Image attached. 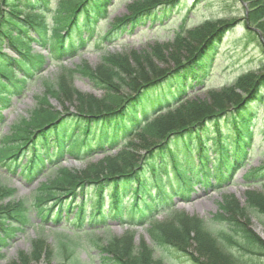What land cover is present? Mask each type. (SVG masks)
<instances>
[{
	"label": "trees",
	"instance_id": "1",
	"mask_svg": "<svg viewBox=\"0 0 264 264\" xmlns=\"http://www.w3.org/2000/svg\"><path fill=\"white\" fill-rule=\"evenodd\" d=\"M240 1L248 5L245 28L248 30L254 27L260 32V43L253 37L264 55V24L259 23L264 17V0ZM179 2H134L127 7L126 16L105 23L106 30L99 41L110 43L146 22L166 20ZM109 3L110 0H56L55 8L49 9V0H0V47L5 46L20 55L18 60L6 59L5 66L0 64V92L7 88V84L9 90L12 85L22 88L44 65V58L40 54L29 52L28 32L34 33L33 43L47 50L50 56L74 55L86 44L82 35L91 37L96 22L104 18ZM235 22L207 21L176 33L170 42L147 44L126 55L103 56L94 69L84 64L75 73L88 79L102 95L97 98L90 94H80L70 86L66 78L60 79L58 89L62 96L59 99L66 102L71 100L76 108L75 113H69L65 106L62 112H54L46 99H43L45 102L32 112L28 121L14 126L12 134L6 137L8 140L0 152V162L14 161L29 148L34 152V141L52 133L58 134L60 138H69L78 132L84 141L96 139L99 147L121 133L124 147L119 153L105 157L80 173H60L41 189L39 198L46 196L43 200L51 199L55 201L54 204L63 206L69 202L66 205L69 214H75V220L81 219L80 216H89L91 225L104 223L100 219L105 217L119 219L122 215L129 216L130 222L145 221L151 214L149 203L136 204L126 211L119 206L120 194L130 192L131 186L132 191L139 194L148 184L162 182L163 167L170 158L172 170L178 169L181 163L195 160L196 166L186 168L196 173L204 166L206 153L211 150L220 160L219 163L223 164L227 154L223 152L221 143L229 141L230 137L242 139L244 135L250 134L248 123L254 118L251 109L259 101L258 90L264 81V71L259 76L251 72L235 76L231 86L208 92V103L184 99L187 81L193 74L213 66L221 37ZM216 23L219 24L217 28L214 27ZM167 60L171 62L166 63ZM142 61L144 67H140ZM17 72L23 74L20 80L16 79ZM228 123L227 133L222 135L221 128ZM214 133L218 134L220 141L208 147L206 140L212 138ZM11 142H20V146L11 147ZM243 152L240 150L234 153L241 155ZM254 171L251 170L249 175ZM88 185H96L93 193L85 191V188H92ZM5 193L6 190L3 196ZM83 194L84 203L81 205L82 201L76 200ZM105 194L109 207L104 205ZM77 204L78 207L74 208ZM237 207L234 200L225 201L222 207L225 228L217 234L207 230L202 223H197L191 233V222L198 220L188 219L184 215L179 216L175 223L154 225L150 234L158 245L171 247L177 253V258L185 256L192 264H224V260L228 264H244L225 249L218 236L224 241L229 240L227 243L233 246L237 244L233 236H238L246 246L243 251L264 258V241L256 235L251 237L244 222H240L247 215L242 216ZM246 208V212L260 214L264 227V192H249ZM5 211L9 215L11 210L7 208ZM15 211L19 225L26 226L28 219L23 207ZM50 213V209L45 214L40 211L39 216L43 221L48 220ZM176 224L179 225L176 227ZM196 233L201 235L195 238ZM213 242L217 246L212 245ZM42 244L41 241L34 242L33 253L29 257L21 255L20 262L31 264L38 261L35 255L40 256ZM191 250H194L196 257ZM209 251L217 252L219 256L214 258L209 255ZM104 252L112 257L109 264H163L162 260L153 257V251L144 244L135 249L130 239L116 244L111 242ZM46 256L51 262V253L47 252Z\"/></svg>",
	"mask_w": 264,
	"mask_h": 264
},
{
	"label": "rangeland",
	"instance_id": "2",
	"mask_svg": "<svg viewBox=\"0 0 264 264\" xmlns=\"http://www.w3.org/2000/svg\"><path fill=\"white\" fill-rule=\"evenodd\" d=\"M133 1H137V0H112L113 2L112 6H110L107 10L108 18L112 19V18H121L123 16H126L127 15L126 6ZM186 1L187 2L181 3L179 11L177 12V14H174V16L169 21H166L164 24H160V25L157 24L156 26H154V29L157 28V31L153 30V32H151V30L147 28L146 29L148 31H146L145 34H143L144 32H142L143 30L137 31L136 35H134L133 37L131 38L126 37L124 40L120 41V44H117L114 47L116 50L113 51H117V52L120 51V53H126L134 47L141 48V46L154 39V37H157L162 42H167L171 39L172 34L176 32L179 28H184V29L193 28L195 26H199L203 24V22L206 21H211V22L226 21L230 23L231 20H236L233 26L230 29H228L221 38V42L217 53L218 56L216 58L215 63L227 67L229 70H231L234 73L252 72L254 73L255 76H259L264 67V56L260 53V49L258 48L253 36H255L257 38L258 43H260L261 34L259 31L257 32L254 27L251 28L252 30L250 29L248 30L250 34H248V31L245 29L246 26L245 23L247 22L245 20L243 21V19L246 18V14L248 12V5L246 3L242 5L239 2V0H199L196 4H193L194 0H186ZM262 20L263 21L259 23L264 24V17ZM100 25H103V23L101 22ZM214 27L216 28L219 27V24L216 23ZM88 51H90V49H88ZM4 53L16 57L15 54L9 51L4 50ZM97 57L98 54L88 52L82 55L81 57L74 59L71 62L79 63L80 59L84 58L92 65H95L98 61ZM170 62H171L170 60L166 61V63H170ZM65 65L70 66V62L65 63ZM142 66L144 67L143 61L140 62V67ZM165 67L166 66H164L163 68ZM53 72L57 73V69H54V71L52 72L48 70L42 77V80L53 81L55 76V73L53 74ZM208 78L211 79L212 81L210 87H216V85L219 83L218 81H222V82L225 81L223 79L218 78L217 71L211 72ZM42 80H38L35 82V84H32L25 93L24 97L17 98L13 96L10 98V104L3 112L5 121H4V125L0 126L2 127V133L7 132L13 124L22 123L23 120L29 118L31 116V112L38 107L37 100H40L41 103H43L42 94L45 93V88L43 86ZM230 82L231 79L225 81V83H230ZM73 86H74V90L84 94H90L97 98L102 95V92L93 89L89 82L83 81L78 77H75L73 79ZM261 93L263 94V97L261 103L258 105V120L254 127V134H255L254 139L256 141L254 150L247 158L246 165L237 174L231 186H228L219 192H214V193L209 192V194L203 197H198L197 199H194L190 202L191 207L185 210L187 216L190 218L199 219L198 222L195 221L191 222L190 224L191 233L193 232V228L195 227V225L197 223H202L201 221H203L205 228H208V230L211 231L212 233L216 234L221 231L222 226L220 224L217 225L218 223L217 222L215 223L213 217L216 215L219 208L218 207L219 203L221 202V198L224 195H234L240 201L241 204V205L238 204L237 207L238 211L242 214V216L247 214L244 205L245 202L244 193L247 190L246 189L247 186L242 184L241 176L244 174V172H246V170L249 169V167H258L261 165V162L264 160V139L261 137L260 134H258L259 133L258 131L262 129L261 125L264 123V81H263ZM54 94L55 93L53 92L51 96H53ZM195 97L200 103L201 102L208 103L210 101V99L206 94V89L204 91H200V90L197 91ZM49 100H50L49 105H52L51 107L53 108L51 110H53L54 112L55 111L57 112L58 110H63V106H71L73 108V104H71V100L66 102V100L63 99L57 100L56 97H54V99L49 98ZM76 163H77L76 168L78 170H82L87 166L86 162H81V163L76 162ZM3 178L4 176L0 172V184L4 185L5 183L1 181V179ZM11 182L14 183L15 186H18L17 181L12 180ZM18 187L20 190V194L27 195V192L23 191L22 187L20 186ZM260 189L261 188L258 187L254 190L257 191ZM6 203L8 202L6 201ZM0 209H2V204H0ZM181 209H182V205L176 204V210H181ZM248 216L250 217V215ZM167 217L168 216L166 214H161L157 217V219L164 220L167 219ZM247 218H248L247 216L246 217L243 216L240 219V222H244V227L248 229L252 238H254L256 235L263 241L264 227L261 225L259 220H257V218L254 215H252L248 220ZM110 229L112 230V233H114V235L116 236H121L124 231L123 229H120L114 224H110ZM41 235H44L46 237L48 247L52 252L58 251L59 249L58 243L61 242L57 237L50 236L46 232L42 233L41 231H37L29 228L23 234L21 233L15 234L13 238L8 242V244L1 250L0 264H10V263L23 264L20 262V260L15 261L17 260L18 253L25 252L29 254L31 252L32 241L38 237H41ZM199 235L201 234L196 233L194 236L196 238ZM202 237H207V236L202 235ZM218 238L223 244L229 241V240L224 241L219 236ZM234 238L236 239L237 237ZM102 239L103 242L109 241L108 236H104V237L102 236ZM237 239L234 240L235 243ZM141 240H144L148 245H153L152 241L150 240L148 234L145 231V228L136 229V236L134 241L135 245H138ZM239 241L241 240L239 239ZM241 242L244 243L243 241ZM242 243L237 242L238 246L236 245L237 247H232L228 251L232 253L236 258H238L240 261L244 262V264H264L263 259L249 255L247 252H244L243 250L239 249L240 248L239 246H241ZM212 245L217 246L214 242ZM73 251L75 257L74 259L75 264H100L98 254L95 253L93 246L87 243L77 247H73ZM119 254H121V252H119ZM161 254L164 253L157 252L156 256H159ZM209 255L210 256L212 255V257L214 258H217L219 256L217 252H213V251L211 252L209 251ZM38 256L39 254L35 255V257L39 261L36 264H46L45 256L44 257L43 255H40L39 257ZM166 256L167 255H165L164 258H167ZM23 258L24 257H22V259ZM223 263L228 264L226 260H224ZM52 264H71V262L70 259H68V260L58 261L56 263L52 262ZM165 264H189V263L188 261L185 260V258H181L179 260L167 258Z\"/></svg>",
	"mask_w": 264,
	"mask_h": 264
}]
</instances>
